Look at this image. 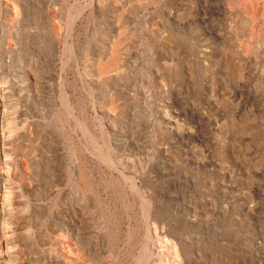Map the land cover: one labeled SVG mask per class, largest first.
<instances>
[{"label":"rangeland","instance_id":"rangeland-1","mask_svg":"<svg viewBox=\"0 0 264 264\" xmlns=\"http://www.w3.org/2000/svg\"><path fill=\"white\" fill-rule=\"evenodd\" d=\"M1 173L0 264H154L133 182L162 246L264 264V0H0Z\"/></svg>","mask_w":264,"mask_h":264},{"label":"bare ground","instance_id":"bare-ground-1","mask_svg":"<svg viewBox=\"0 0 264 264\" xmlns=\"http://www.w3.org/2000/svg\"><path fill=\"white\" fill-rule=\"evenodd\" d=\"M220 11H222L224 13V9L220 8ZM251 23V22H250ZM242 24L247 26L248 22L247 21H242ZM69 30V29H68ZM244 30V29H243ZM164 34V33H163ZM239 44V43H238ZM119 46H120V42H117L114 44L113 47H111L113 49L112 52V56L113 58L111 60L108 61V63H112L114 66H116L119 63V59H120V53H119ZM74 49V48H73ZM230 49V48H229ZM236 49V48H235ZM110 50V49H109ZM236 54H241L242 53V49L241 48H237L235 50ZM241 57V56H240ZM223 59V58H222ZM226 61V65L227 67L230 69L229 72L232 73L231 70H233V68H231L230 63H228V59L224 58ZM155 60V59H154ZM158 61V60H157ZM224 61V62H225ZM111 64V65H112ZM101 65V63H100ZM107 64H105L106 67ZM102 66V65H101ZM104 66V65H103ZM102 66V67H103ZM245 66V65H244ZM158 67V66H157ZM248 67V65H247ZM110 68V67H109ZM100 69V68H99ZM102 69V68H101ZM93 72V71H92ZM105 77V76H104ZM64 89V88H63ZM113 116V115H112ZM76 117V116H75ZM107 118V117H106ZM7 119V118H6ZM4 121V120H3ZM32 124V123H31ZM3 132V131H2ZM2 135V134H1ZM3 139V138H2ZM1 139V140H2ZM4 140V139H3ZM4 143V142H3ZM2 151V150H1ZM6 151V149H5ZM110 161V160H109ZM10 164V162H9ZM114 164V163H113ZM7 178V174L5 173H1L0 174V181H4ZM128 178V177H127ZM130 180V179H129ZM135 188L137 189V191L139 192V194L142 196V201L144 200V205L146 206L147 204V210H146V214H147V231H146V236L145 237V248L147 249L148 252V256L149 259H154V264H192V260H191V250H190V246L188 244V242H186V240H184L181 236L180 233H178V239L176 240V242H171L169 243V246H162L158 235L159 232H161L162 230H164V228H159L157 225L152 224L151 221L155 220V213H156V208L154 207V202L153 203H149L151 201H149L147 203L146 201V197L140 192L139 188L137 187V185L133 182ZM133 191V190H132ZM139 195V196H140ZM128 202V201H127ZM153 204V205H152ZM157 206V205H156ZM146 209V208H145ZM158 213V212H157ZM156 213V214H157ZM197 217V216H196ZM143 218V217H142ZM196 219V218H195ZM71 220V219H70ZM75 220V219H74ZM81 221V220H79ZM183 221L184 223H188L191 224L192 220L187 218V217H183ZM196 221V220H195ZM194 223V222H193ZM81 228V227H80ZM168 228V227H167ZM84 229V228H83ZM174 229V228H173ZM77 228H76V224L74 225V223L71 221L68 226H67V231H66V239L67 242L69 244V248H70V254L72 253L71 247H72V242L75 240V238H77ZM81 231V230H80ZM175 233V231H174ZM76 234V235H75ZM84 234V233H83ZM2 235V234H1ZM153 240H156L153 242ZM100 243V242H99ZM5 246V245H4ZM106 247V246H105ZM79 248V247H78ZM103 248V247H102ZM144 248V249H145ZM15 249V248H14ZM240 249V248H239ZM102 250V249H101ZM137 251V250H136ZM146 251V250H145ZM144 251V253H145ZM115 252V251H114ZM113 252V253H114ZM166 252V253H165ZM83 253V252H82ZM194 253V252H193ZM192 253V254H193ZM196 253V252H195ZM104 254V253H103ZM59 255V254H58ZM89 255V254H88ZM97 255V254H96ZM145 255V254H144ZM205 255V254H204ZM85 256V255H84ZM99 256V255H97ZM196 256V255H195ZM56 257V256H55ZM143 257V256H142ZM86 258V256H85ZM141 258V257H140ZM144 258V257H143ZM146 258V257H145ZM142 259V258H141ZM82 260V258H81ZM92 260V259H91ZM98 260V259H97ZM63 261V260H62ZM93 262V261H92ZM140 262V261H139ZM177 262V263H176ZM97 263V261H96ZM95 263V264H96ZM106 263V262H105ZM146 263V262H145ZM4 264V263H3ZM66 264H84L83 261L79 262L78 260H74V259H67L66 260ZM102 264V263H101ZM142 264V263H141Z\"/></svg>","mask_w":264,"mask_h":264}]
</instances>
